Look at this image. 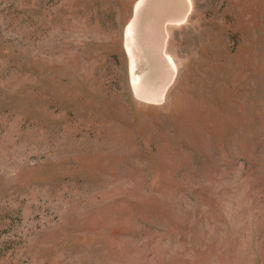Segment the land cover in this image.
<instances>
[{
	"label": "rangeland",
	"instance_id": "1",
	"mask_svg": "<svg viewBox=\"0 0 264 264\" xmlns=\"http://www.w3.org/2000/svg\"><path fill=\"white\" fill-rule=\"evenodd\" d=\"M0 264H264V0H0Z\"/></svg>",
	"mask_w": 264,
	"mask_h": 264
},
{
	"label": "bare ground",
	"instance_id": "2",
	"mask_svg": "<svg viewBox=\"0 0 264 264\" xmlns=\"http://www.w3.org/2000/svg\"><path fill=\"white\" fill-rule=\"evenodd\" d=\"M135 22H137V21H135ZM135 22H133V23H135ZM132 23V24H133ZM134 25H136V26H134ZM133 25V28H132V25L129 27V33L131 34V36H135V33H137V31L136 30H134V28H136V27H138V25L137 24H134ZM151 29H153L152 27L150 28V27H148V28H146V30H148V31H150ZM139 30V29H138ZM145 30V29H144ZM145 30V31H146ZM153 31H154V29H153ZM154 40H152V42H153ZM149 43V42H148ZM129 46H131V45H129ZM130 49V48H129ZM132 55V54H131ZM167 88L162 92V94H161V97L163 98L164 96H165V94L167 93Z\"/></svg>",
	"mask_w": 264,
	"mask_h": 264
}]
</instances>
